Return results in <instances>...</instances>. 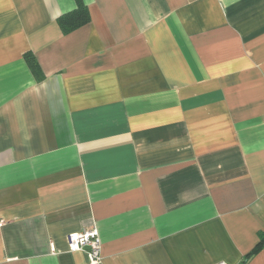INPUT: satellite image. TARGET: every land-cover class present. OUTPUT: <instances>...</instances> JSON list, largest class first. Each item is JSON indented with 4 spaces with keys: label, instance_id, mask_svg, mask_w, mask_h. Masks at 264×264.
<instances>
[{
    "label": "crops",
    "instance_id": "0c3cea01",
    "mask_svg": "<svg viewBox=\"0 0 264 264\" xmlns=\"http://www.w3.org/2000/svg\"><path fill=\"white\" fill-rule=\"evenodd\" d=\"M83 1L0 0V264H264V0Z\"/></svg>",
    "mask_w": 264,
    "mask_h": 264
},
{
    "label": "trees",
    "instance_id": "16d2710c",
    "mask_svg": "<svg viewBox=\"0 0 264 264\" xmlns=\"http://www.w3.org/2000/svg\"><path fill=\"white\" fill-rule=\"evenodd\" d=\"M74 1L75 7L68 12L62 13L56 19V23L63 34L70 33L90 21V12L84 1ZM23 59L28 65L34 79L36 81H42L45 76L34 54L31 51H26L23 53ZM261 242H264V236Z\"/></svg>",
    "mask_w": 264,
    "mask_h": 264
},
{
    "label": "built area",
    "instance_id": "2783aa9c",
    "mask_svg": "<svg viewBox=\"0 0 264 264\" xmlns=\"http://www.w3.org/2000/svg\"><path fill=\"white\" fill-rule=\"evenodd\" d=\"M70 251H84L89 264H99L101 261V241L95 229L69 234L67 237ZM220 264H225L221 262Z\"/></svg>",
    "mask_w": 264,
    "mask_h": 264
}]
</instances>
